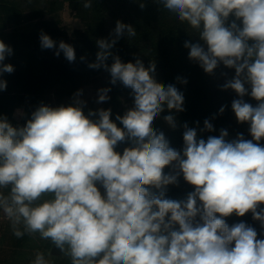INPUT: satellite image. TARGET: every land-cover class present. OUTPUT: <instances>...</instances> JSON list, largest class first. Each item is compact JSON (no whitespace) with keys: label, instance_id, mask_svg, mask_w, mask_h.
Returning a JSON list of instances; mask_svg holds the SVG:
<instances>
[{"label":"clouds","instance_id":"obj_1","mask_svg":"<svg viewBox=\"0 0 264 264\" xmlns=\"http://www.w3.org/2000/svg\"><path fill=\"white\" fill-rule=\"evenodd\" d=\"M159 2L203 42H185L190 60L208 74L220 63L235 69L222 89L240 97L231 107L239 123L250 125L252 139L238 134L228 141L221 129L205 141L185 124L182 152L170 147L153 122L165 107L183 112L184 95L156 81L154 62L146 68L139 59L123 63L112 56L125 31L136 35L117 21L115 39L97 41L96 62L89 67L105 69L113 85L119 81L132 90L134 107L115 118L122 127L110 118L111 109L85 115L81 92L69 106L41 105L22 127L0 117V210L17 238L38 233L63 252L67 246L71 264H264V239L246 223L229 226L224 219L251 212L264 227V208L257 211L264 204V146L253 142L264 139V0ZM91 6L92 0H84V8ZM230 17L235 19L228 23ZM40 45L56 48L43 32ZM61 52L75 61L73 46L61 41L55 55ZM12 54L0 41V75L14 71L3 63ZM6 87L0 79V90ZM109 91L100 89L97 102L107 101ZM249 94L258 101L255 107L243 99ZM163 119L176 127L173 115ZM204 130H214L207 119ZM123 142L131 147L120 153L116 148ZM181 174L194 191L186 201L166 198L167 186L177 184ZM31 264L51 262L37 252Z\"/></svg>","mask_w":264,"mask_h":264},{"label":"trees","instance_id":"obj_2","mask_svg":"<svg viewBox=\"0 0 264 264\" xmlns=\"http://www.w3.org/2000/svg\"><path fill=\"white\" fill-rule=\"evenodd\" d=\"M64 1L76 11V17L84 24V28L74 31L71 38V46L76 55L74 62H69L63 52L59 56L55 55L59 43L68 35L59 19L47 18L46 13L39 10L38 5L41 0H24L22 4H14L8 9L9 14L2 18L6 26L12 22L16 24V27L9 32L6 31L7 28H3L0 34V41L13 49V54L6 57L3 63L14 67L12 73L0 75V79L7 82L6 89L0 90V117H6L13 127L16 126L11 116L16 106H25L30 114L41 105L52 108L69 106L73 103L75 94L94 80L102 81L101 83L110 89L109 100L103 107L95 110H92V106L85 105L83 107L85 115L89 110L111 109L110 118L118 127H122L115 118L117 115L123 116L128 109L134 107L132 90L119 81L113 85L110 73L105 69L89 67V64L96 62L99 51L97 41L115 39L114 29L117 21H120L132 26L136 35L128 37L125 31L111 49L112 56H118L123 63H135L139 59L146 68L154 62L156 81L164 85H174L184 95L183 112L175 110L169 112L165 107L153 122V127L163 132L170 147L182 152L185 124L189 128L196 129L197 139L205 141L209 136L218 137L221 129L227 130L228 136L225 139L228 141L235 140L238 134H243L245 140L252 139L249 132L250 125L247 122L239 123L231 107L233 100L240 97L232 89H222V85L235 76V69L227 68L220 63L213 74H208L198 62L190 60V50L184 47L185 42L201 44L203 42L199 41L198 34L187 22L179 21L176 14L165 9L159 0H92L90 8L83 7L84 0ZM24 9L30 13L24 15ZM60 9H62L61 4L55 5V2H51L49 5V12L56 13ZM26 19L34 22V28H20ZM234 19L235 17H230L228 23ZM236 22L238 25L241 23ZM42 32L56 42V48H41ZM251 43L253 42L249 41V44ZM112 56L106 61L109 66L114 62ZM177 77L187 80V83H181ZM245 87L250 93V85L245 84ZM243 99L254 107L258 104L250 94ZM222 107L223 113L220 112ZM169 114L176 120L175 128L169 126L163 119ZM206 119L213 125L214 130L211 132L204 130ZM253 142L264 146V139ZM126 147H131V144L120 143L116 151L122 153ZM170 171V166L165 167V174ZM151 191L158 194L159 190L151 189ZM192 191L194 186L188 184L181 174L177 184L167 186L165 197L186 201ZM260 208H264V204H261L257 211ZM224 219L229 226L244 222L256 230L257 239H264V227L253 219L251 212L243 217L233 213ZM32 239L33 236L27 234L17 238L13 232L10 236L12 246L15 248L14 252L23 256L28 254L23 249L30 247L29 243ZM48 241L45 243L47 246L51 243L50 240ZM51 264H71V258L66 251L62 258L51 260Z\"/></svg>","mask_w":264,"mask_h":264},{"label":"rangeland","instance_id":"obj_3","mask_svg":"<svg viewBox=\"0 0 264 264\" xmlns=\"http://www.w3.org/2000/svg\"><path fill=\"white\" fill-rule=\"evenodd\" d=\"M51 2H55V5L61 4L62 9L57 11L56 13L49 12V5ZM24 0H0V34L3 28H7L6 31L9 32L16 27V24L3 23L4 21L2 18L9 14L8 9L14 6V4H22ZM40 11L46 13L47 18H54L59 19L61 26L66 29L67 37L64 39L63 42L71 45V38L74 34V31L80 30L84 28V24L80 18L76 17V11L72 9L68 2L64 0H41L38 5ZM3 11V13H2ZM30 13L28 10L24 9L23 14L26 15ZM34 22L26 21L22 22L20 28H34ZM4 26V27H3ZM102 81L94 80L92 83L83 87L80 92L81 95L79 99L86 102L85 105L92 106V110L98 109L103 107L105 102H97L98 101V91L102 88H106L105 84L101 83ZM109 96V92H108ZM75 98V96H74ZM73 98V99H74ZM29 112H27L25 106H16L12 113V120L16 127H22L26 124L27 120L31 118ZM94 119V117H91ZM97 187L102 195L105 194V189L99 183ZM7 191V189H5ZM13 232V228L11 222L6 218L5 214L2 210H0V264H31V261L35 259V255L37 252L43 253L45 258L51 262V260H57L62 258L66 251L67 246H65V251L63 252L59 247L55 246L50 243V245H46L45 243L49 242L48 240L41 239L39 234H35L33 236L32 241L29 243L30 247H26L23 250L26 251L28 254L23 256L21 254H17L14 251V247L12 246V242L10 241L11 233ZM19 255V257H18Z\"/></svg>","mask_w":264,"mask_h":264}]
</instances>
